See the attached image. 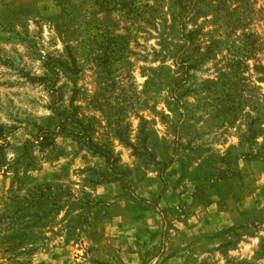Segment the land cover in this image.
Segmentation results:
<instances>
[{
    "label": "rangeland",
    "instance_id": "obj_1",
    "mask_svg": "<svg viewBox=\"0 0 264 264\" xmlns=\"http://www.w3.org/2000/svg\"><path fill=\"white\" fill-rule=\"evenodd\" d=\"M0 264H264V0H0Z\"/></svg>",
    "mask_w": 264,
    "mask_h": 264
}]
</instances>
